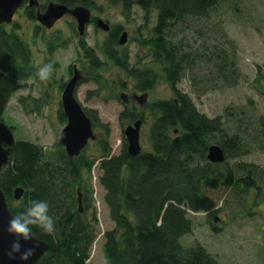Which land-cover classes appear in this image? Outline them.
<instances>
[{
    "label": "trees",
    "instance_id": "trees-1",
    "mask_svg": "<svg viewBox=\"0 0 264 264\" xmlns=\"http://www.w3.org/2000/svg\"><path fill=\"white\" fill-rule=\"evenodd\" d=\"M57 1L72 8L77 5L97 7L96 0ZM109 1L119 6L127 18L133 15V8L140 7L143 26L150 25L155 16L151 32L137 39L146 51L145 61L132 63L129 49L124 46L126 43L122 44L118 38L98 42L97 51L86 43L85 36L77 33L75 23H70L69 28L79 37L84 57L82 66L95 72L93 78L99 85L98 92L109 94L113 88L123 92L127 81L137 91H152L162 80L172 89V97L153 99L147 105L153 115L148 135L150 150L132 154L125 138L121 152L113 154L108 141V125L100 121L96 110L86 108L94 130L99 129L105 135L97 137L96 141L90 140V143L96 142L99 154L92 156L88 143L78 156L70 157L59 135L50 148L17 139L0 173V187L13 215L22 211L30 199L49 201L58 232L53 236L34 226L35 235L49 244V249L36 264H88L97 237V217L92 213L93 189L83 177L87 174L91 179L96 162L101 169L99 182L105 189L104 203L114 222V227L104 234L105 264H222L203 243L196 240L190 246L182 243L181 238L191 233L195 226L189 212L208 213L215 221L218 217L215 214L221 209L211 191L217 189L229 192L238 204L252 202L257 206L264 202V166L244 161L230 164L229 159L249 150L240 132L242 127L232 128L229 124L235 112L227 108V120L222 116L209 117L197 108L179 84L187 71L194 73L190 82L195 91L239 84L242 72L234 60L237 41L225 36L220 26L206 42L204 51H194L171 33L174 29L193 28L196 34L202 35L208 25L196 24L195 20L209 19L223 0ZM26 13L36 20L34 8L28 7ZM20 30L21 21L0 24V120H4L14 93L37 73L33 44L24 39ZM46 31L45 27L36 26L33 33L35 39L40 37L46 43L50 55L72 40V37L64 39L67 36L62 30L49 35ZM216 34L221 37L217 39ZM111 67L119 69L120 74L109 85L106 75ZM256 82L257 89L264 95L260 87L264 84L261 66ZM66 83L61 82L62 89ZM119 98L122 100L121 95ZM128 105L125 104L126 112L122 114L126 113L130 123L137 118L145 119L143 110L136 111ZM59 116L62 122H67L62 108ZM214 145L223 147L226 155L223 162L209 158ZM83 185L87 192L85 209L88 214L77 212L80 203L76 190ZM17 187L25 189L19 199L14 196ZM212 226L216 232L220 230L219 225Z\"/></svg>",
    "mask_w": 264,
    "mask_h": 264
},
{
    "label": "rangeland",
    "instance_id": "rangeland-1",
    "mask_svg": "<svg viewBox=\"0 0 264 264\" xmlns=\"http://www.w3.org/2000/svg\"><path fill=\"white\" fill-rule=\"evenodd\" d=\"M96 2L94 15L100 14L104 20L122 24L131 35V39L124 45L129 49L131 62L145 61L146 51L142 50L137 39L142 34L145 36L151 32V27L156 21L155 16L150 25L143 26L140 7L133 8V15L127 18L122 14L121 8L112 5L109 0H96ZM15 18L18 21L21 20L23 25L20 34L30 44H34L32 46L37 73L38 69L49 61L53 62L54 68L49 79L40 80L36 73L26 81V86L12 96L3 121L13 129L15 138L30 140L49 148L56 144L59 132L66 125L59 116L64 89L61 88V82L66 83L72 76L70 71L77 67L82 75L77 88V98L85 108L98 112L100 121L108 125V141L112 147V153H120L126 138L125 127L130 124L126 113L122 114L126 112V106L119 98L122 91L117 88H113L109 94L97 91L99 85L93 78L95 72L87 71L89 68L85 69L82 66L84 57L78 41L79 37L74 36L69 28V23H75V19L66 15L58 20L53 28L47 29L48 35L52 31L62 30L64 36H67L64 39L72 37L68 46L59 48L50 55L47 52L46 43L40 37L36 39L34 37V26L39 22L30 19L22 12ZM195 23L208 25L202 35L196 34L193 28H179L172 31V36L184 42L186 48L204 51L206 42L221 26L225 36L237 41V56L234 60L237 68L242 72L241 81L233 87H207L202 92L195 91L190 82V77L194 73L187 71L179 88L186 92L197 108L209 117L222 116L224 120H227L229 118L226 116V109L230 108L235 112L229 124L232 128L242 127L240 132L249 150L242 156L229 159L230 164L244 161L264 166V130H262L264 128V95L257 89L256 82L260 66L264 71V0H223L209 19H196ZM32 33L33 37H31ZM84 33H86L84 38L86 43L99 51L98 42L105 39L106 33L93 24L89 25ZM220 37V34H216L217 39ZM111 68L106 75L109 85L120 74L119 69ZM260 87L264 91V84ZM172 96V89L162 80L150 92L149 100L151 102L153 99H166ZM36 102H39V106ZM135 104L138 105L135 110H143L146 115L140 130L142 150H150L148 135L153 115H150L146 106ZM121 114L124 115L123 118ZM95 131L98 138L105 136L101 130L95 129ZM95 141L90 143L89 153L92 156L100 153ZM100 175L101 169L98 162L92 170L91 179L86 174L87 180L89 179L87 184H90L93 189L94 210L92 209V213L95 212L97 217L95 223L97 237L92 245L88 264L106 263L104 234L114 227L109 209L104 203L105 189L99 182ZM211 192L217 199L218 208L221 209L215 214L219 217V221L216 223L208 213L190 211L189 216L195 220V226L191 233L181 238L182 243L185 246H190L195 240L203 243L222 264H264V202H259L257 206L252 205V202L238 204L229 196V192L222 193L219 189ZM252 211L256 212L255 215L249 214ZM212 225H219L220 230L216 232Z\"/></svg>",
    "mask_w": 264,
    "mask_h": 264
},
{
    "label": "water",
    "instance_id": "water-1",
    "mask_svg": "<svg viewBox=\"0 0 264 264\" xmlns=\"http://www.w3.org/2000/svg\"><path fill=\"white\" fill-rule=\"evenodd\" d=\"M23 3V0H0V23H10L18 8ZM38 3L37 0H31V4ZM65 14H72L78 20V28L80 34H84L87 23L91 19L90 10L83 6L77 5L73 8L63 3L51 2L48 9L44 13L37 15L38 20L46 25L52 27L55 22L63 17ZM98 25L101 28L108 29V24L103 20H98ZM127 40L124 33L120 42L125 43ZM81 79L77 67L73 77L67 82L62 93V107L67 117L65 127L59 133L60 141L65 146V149L70 157L78 156L82 150L88 145L90 139L95 140L97 135L95 133L92 119L86 113L85 108L76 96L78 82ZM125 97L126 94H122ZM143 97V96H142ZM142 97H139L141 100ZM143 120L139 119L125 128V134L129 143V151L132 154H138L141 150L140 130ZM16 139L14 132L8 124L0 120V173L3 167L8 163L11 148L15 144ZM209 158L215 162H223L226 158L225 151L222 146L214 145L210 148ZM25 189L17 187L15 189V198L19 199L23 195ZM80 206L82 204L80 203ZM13 213L10 210L7 196L4 190L0 187V264H23L17 260H9L6 252L11 248V244L15 236L10 235L6 231L8 220ZM219 217H215V222H218ZM42 241L41 247L36 254L30 258L27 264H36L43 254L49 249V244L36 236ZM26 247L31 245V242H25ZM23 250V249H22ZM19 254L17 253V257Z\"/></svg>",
    "mask_w": 264,
    "mask_h": 264
},
{
    "label": "clouds",
    "instance_id": "clouds-1",
    "mask_svg": "<svg viewBox=\"0 0 264 264\" xmlns=\"http://www.w3.org/2000/svg\"><path fill=\"white\" fill-rule=\"evenodd\" d=\"M53 70V62L49 61L38 69L37 75L40 80H47ZM34 226L53 236L58 232L57 219L50 212V204L46 199L28 200L23 210L12 215L8 220L6 231L15 236L11 248L6 252L9 260L18 259L23 264H27L30 258L36 254L42 241L36 237ZM25 242H31V245L26 247Z\"/></svg>",
    "mask_w": 264,
    "mask_h": 264
},
{
    "label": "flooded vegetation",
    "instance_id": "flooded-vegetation-1",
    "mask_svg": "<svg viewBox=\"0 0 264 264\" xmlns=\"http://www.w3.org/2000/svg\"><path fill=\"white\" fill-rule=\"evenodd\" d=\"M38 1V3H34V4H31V0H23V3L21 4V6L18 8V10H17V12H16V14H15V16L18 14V13H21L22 12V14H25V15H27V13H26V11H27V9H28V7H31V8H34L35 9V14H36V20H37V22H38V19H37V15L39 14V13H44V12H46L47 11V9H48V6L50 5V3L51 2H57V3H60L59 1H57V0H37ZM91 10V14H92V16H91V20H90V22H89V24L88 25H95V27H96V25H98L97 24V20H99L100 18H101V16H100V14L99 15H94L93 14V10L94 9H90ZM67 15H70V16H72L74 19H75V23H76V26H77V20H76V18L73 16V15H71V14H67ZM15 16H14V20H13V22L12 23H10V24H13V23H15L16 21L18 22V20H16V18H15ZM106 22H108L110 25H108V29H102L105 33H106V37H105V39H107V38H118L119 39V41L121 40V38L123 37V35H124V33L126 34V38H127V40H126V44L128 43V41H129V39H131V35L129 34V32H128V30H126L125 28H124V26L122 25V24H120V23H118V22H114V23H112L110 20H105ZM70 23H74V22H70ZM69 23V24H70ZM36 26H40V27H44V25H41V24H36L35 26H34V28L36 27ZM22 28H23V25H22ZM97 28V27H96ZM99 28V27H98ZM85 35H86V33H85ZM73 72H74V69H73ZM71 73H72V71H71ZM72 75H73V73H72ZM126 85H127V87H126V90L125 91H123L125 94H126V96L125 97H123V102H124V104H129L128 106H131V107H135L136 108V106H133V105H131V104H135V103H138V104H140L141 106H146L147 107V105L149 104V102H150V100H149V97H150V92L151 91H137L135 88H134V86H132V84L129 82V81H127L126 82ZM65 88V87H64ZM45 91V90H44ZM46 92V91H45ZM143 94V95H142ZM143 96V97H142ZM139 97H142L141 98V100L139 99ZM137 105V104H136ZM138 106V105H137ZM139 119H142L143 120V124H144V122H145V120L143 119V118H137L136 120H134L133 122H131V124H133L135 121H137V120H139ZM83 179L86 181V183H88V180H87V178H86V175L83 177ZM85 188L86 187H84V185L83 186H79V187H77V201L79 202V203H81L82 204V206H79V208H78V214H86L87 213V208L85 209V203H86V199H87V192L85 191ZM25 192V191H24ZM24 194V193H23ZM14 196H15V192H14ZM88 214V213H87Z\"/></svg>",
    "mask_w": 264,
    "mask_h": 264
}]
</instances>
